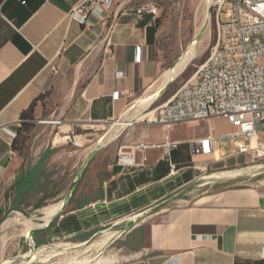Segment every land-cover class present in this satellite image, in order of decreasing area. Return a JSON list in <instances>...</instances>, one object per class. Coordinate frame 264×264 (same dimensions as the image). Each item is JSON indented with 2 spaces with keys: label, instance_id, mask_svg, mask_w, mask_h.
I'll use <instances>...</instances> for the list:
<instances>
[{
  "label": "crops",
  "instance_id": "0c3cea01",
  "mask_svg": "<svg viewBox=\"0 0 264 264\" xmlns=\"http://www.w3.org/2000/svg\"><path fill=\"white\" fill-rule=\"evenodd\" d=\"M79 1L0 0V228L9 216H30L50 206H44L49 200L61 204L53 225L85 184L93 186L92 201L66 213L78 231L90 224L96 214L93 207L125 209L133 202L135 209L147 208L175 192L181 194L199 169L192 165L195 158L189 148L181 152L180 147L200 137L182 140L170 134L180 143L170 159L161 149H148L139 153L136 168L101 167L106 152L98 144L77 170L76 151H70L68 142H55L58 135L37 149L31 162L12 148L6 131L17 130L21 114L41 98L49 114L61 120L59 135L68 139L75 129L126 120L130 106L153 93L169 71L157 57L155 20L137 14L141 6H155L158 0H113L109 12L97 6L86 26L67 19ZM136 125L128 126L124 143L163 142L162 135L146 131L148 126ZM150 127L163 131L161 126ZM57 178L68 184L65 191L54 188ZM81 218L87 219L85 225ZM45 226L32 229L36 232L30 239L48 229ZM107 260L264 264V188L211 191L191 204L160 209L135 225Z\"/></svg>",
  "mask_w": 264,
  "mask_h": 264
},
{
  "label": "rangeland",
  "instance_id": "374dc122",
  "mask_svg": "<svg viewBox=\"0 0 264 264\" xmlns=\"http://www.w3.org/2000/svg\"><path fill=\"white\" fill-rule=\"evenodd\" d=\"M215 1L217 0H211L207 10V19H205L206 0H158L155 3L157 7L155 25L159 35L160 51L157 57H161L166 72L187 52L191 55V60L185 70L169 83L167 88L150 105L144 101L146 95L140 102L133 103L129 108L130 111L126 120L137 123L138 119L165 104L184 83L193 77L197 69L207 59L216 43L217 7L213 5ZM229 8V4L223 7L220 14L221 21L224 20V12ZM204 24L205 26L202 28ZM196 33L199 35L196 39H193ZM154 92L147 94L146 98L154 95ZM43 100L44 98H41L40 102L35 103L30 113L32 119L27 122L28 128L23 127V123H19L17 128L22 133L15 143L16 148L20 153L29 156V162L33 160L37 149L51 143L55 135H58L55 142H68L70 151H76L75 163L77 170L84 157L95 145L100 144L102 146L103 144L102 149L106 152L101 163V167H103L108 164H117V154L121 148L137 144L134 142L124 143L125 132L131 127L127 126L122 130H118L114 126L116 121L93 127L91 130L75 129L73 133L66 135L69 136L68 139H63L64 135H59L61 123H56L60 119L49 114L47 105ZM145 119L138 122L136 126H148L146 131L155 136L162 135V137H165L164 129L161 131L160 127H150L153 125L147 124L144 121ZM210 128H213L214 135L218 137L231 132L228 123L224 119L213 118L176 125L172 129L171 135L175 139L188 140L191 137L207 135ZM185 150H188L187 143H183L180 147L181 152ZM219 150L221 154L219 158H195L192 165L199 169L194 171L195 178L193 182L188 187H184L181 194L174 196L180 191L175 192L144 209H135L133 202L125 209L103 211L93 207L96 214L92 217L90 224L85 225L87 219L81 218L79 220L80 224L86 227L78 231L74 230L76 226L66 218V213L77 209L83 203L92 201L91 188L93 186L85 187V184H80L76 198L72 199V203L64 212L63 217H60L48 229L36 234L33 239L29 237L30 231L44 227L50 220L31 219L28 216L27 218L16 217L14 222L0 228V264H80L83 261H91L90 264L96 261L97 264H105L102 261L108 259L120 249L125 235L135 225L160 209L191 204L199 196L211 191L264 188V173L222 182L209 180L207 183L205 179L211 174L264 166V158H256L252 155H237L233 147V140L220 141ZM97 170V177L99 178L101 172L99 168ZM57 180L58 182L55 181L54 188L58 192L65 191L68 184L59 181L58 178ZM54 203H57V201L49 200L44 206L54 205Z\"/></svg>",
  "mask_w": 264,
  "mask_h": 264
},
{
  "label": "built area",
  "instance_id": "2783aa9c",
  "mask_svg": "<svg viewBox=\"0 0 264 264\" xmlns=\"http://www.w3.org/2000/svg\"><path fill=\"white\" fill-rule=\"evenodd\" d=\"M113 3V0H80L68 12L67 19L86 26L97 6L109 12ZM226 4L230 8L221 21ZM213 5L217 7L216 43L209 56L172 98L144 120L164 129L163 142L121 148L117 165L122 168H135L137 155L148 149H161L170 159V153L180 144L171 140L174 126L213 118L224 119L233 130L218 137L210 128L207 135L188 140L192 157H220L219 142L233 140L237 155L264 158V0H217ZM137 14L155 20L157 7L143 5ZM134 124L131 121L129 126ZM6 133L12 143L16 132ZM170 167L172 171L175 169L173 165ZM2 196L0 187V200Z\"/></svg>",
  "mask_w": 264,
  "mask_h": 264
},
{
  "label": "bare ground",
  "instance_id": "6f19581e",
  "mask_svg": "<svg viewBox=\"0 0 264 264\" xmlns=\"http://www.w3.org/2000/svg\"><path fill=\"white\" fill-rule=\"evenodd\" d=\"M206 10H205V19H207V10L210 6L211 0H206ZM206 24V23H205ZM205 24L202 26V28L205 26ZM191 60V55L187 52L175 65L174 68L170 69L166 75H164V78L162 79L160 85L158 86V88L155 90L154 95L149 96L146 98L145 96V102L150 105L157 96H159L161 94L162 89L164 88V86L168 83L171 82V80H174L177 76H179L186 68V66L188 65V63ZM157 99V98H156ZM143 101V100H142ZM154 114V111L150 112L149 114L141 117L140 119H138L136 122H141L143 119L145 118H150L152 115ZM132 120H125L123 122H116L114 123V126H116L118 128V130H122L125 127L130 125V122ZM114 133V132H113ZM116 135V134H115ZM118 135V134H117ZM111 140V137L109 138ZM82 140H84V138H82ZM103 146V144H102ZM216 157L218 158V155H216ZM255 165V164H254ZM251 166V165H250ZM264 173V166H256V167H251V168H246L244 170H237V171H231V172H223L220 174H211L209 175L205 180L207 181V183L209 182V180H216L218 181H227V180H233V179H237V178H241L244 176H257L260 174ZM245 178V177H244ZM61 208V204L57 203L54 205H50L47 206L45 208H42L41 210H39L38 212L35 213H31L30 216H28V218L31 219H43V220H51L60 210ZM16 217H20V218H27V216H25L24 214H16V215H11V217L9 216L2 224V227H5L7 225H9V223L14 222V219ZM41 252V251H40ZM108 260H104L102 261V263H107ZM92 263L91 261H83L80 264H90ZM93 264H97V261Z\"/></svg>",
  "mask_w": 264,
  "mask_h": 264
},
{
  "label": "trees",
  "instance_id": "16d2710c",
  "mask_svg": "<svg viewBox=\"0 0 264 264\" xmlns=\"http://www.w3.org/2000/svg\"><path fill=\"white\" fill-rule=\"evenodd\" d=\"M155 23H156V21H155ZM155 27H156V25H155ZM34 103L29 107V109L28 110H26V111H24L22 114H21V116H20V120H21V122L20 123H23V127H25V128H28V124H27V122L29 121V120H31L32 119V114H30L31 113V111H32V109H33V107H34ZM21 133H22V131L20 130V129H18L17 130V132H16V137L13 139V141H12V148L14 149V150H16V151H18L17 150V148H16V141L18 140V138H20V135H21ZM52 225H50L49 227H51ZM48 227V228H49Z\"/></svg>",
  "mask_w": 264,
  "mask_h": 264
},
{
  "label": "water",
  "instance_id": "95a60500",
  "mask_svg": "<svg viewBox=\"0 0 264 264\" xmlns=\"http://www.w3.org/2000/svg\"><path fill=\"white\" fill-rule=\"evenodd\" d=\"M199 35V34H198ZM198 37V36H197ZM196 37V38H197ZM195 38V39H196ZM177 64V63H176ZM175 64V65H176ZM175 65L172 67V68H174L175 67ZM171 68V69H172ZM173 80H171V82H172ZM171 82H168L165 86H164V88L162 89V91H161V93L167 88V86L169 85V83H171ZM51 222H52V220L50 221V222H48L47 224H46V226L45 227H49L50 225H51ZM43 229V228H42ZM36 232V230H33V231H31L30 233H29V237H31V235L33 234V233H35Z\"/></svg>",
  "mask_w": 264,
  "mask_h": 264
}]
</instances>
